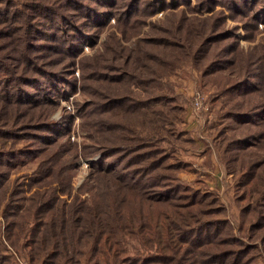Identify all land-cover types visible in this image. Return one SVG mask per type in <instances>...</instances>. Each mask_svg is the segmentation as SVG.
<instances>
[{
  "label": "rangeland",
  "instance_id": "1",
  "mask_svg": "<svg viewBox=\"0 0 264 264\" xmlns=\"http://www.w3.org/2000/svg\"><path fill=\"white\" fill-rule=\"evenodd\" d=\"M33 1L13 0L20 11L12 10L25 15L10 27L0 23L8 30L30 22L25 41L20 29L0 38V79L11 76L3 68L29 78L12 82L14 103L0 102V127L18 134H0V264L28 263L9 241H23L26 219H32L30 232L43 230L46 212H61L64 202L74 205L76 197L86 201L100 190L93 163L108 150L117 151L100 159L106 169L138 182L140 191L162 200L157 204L173 205L157 207L155 213L166 215L159 219L151 211L135 227L138 236L153 232L145 252L167 253L176 258L173 264H203L195 251L218 250L215 241L230 234L237 238L232 246H240L238 239L259 246L251 253H261L255 262L264 264V0H140L129 17V0L108 6L103 0H36L43 9L25 6ZM92 6L101 9L102 22L88 14ZM221 65L226 69L216 70ZM237 71L250 81L227 92L241 76ZM254 85L248 102L256 107L247 111L255 116L228 117ZM44 122L50 129H33ZM250 136L257 137L252 145H235ZM142 142L150 145L138 153ZM161 190L170 195L157 197ZM36 193H42L39 202ZM47 196L52 199L44 201ZM54 197L60 201L55 206ZM196 217L203 230L183 252L177 238L166 241L175 223L195 224ZM216 219L227 222L219 232L205 225ZM139 242L121 240L129 253L118 264H167L143 262Z\"/></svg>",
  "mask_w": 264,
  "mask_h": 264
},
{
  "label": "trees",
  "instance_id": "2",
  "mask_svg": "<svg viewBox=\"0 0 264 264\" xmlns=\"http://www.w3.org/2000/svg\"><path fill=\"white\" fill-rule=\"evenodd\" d=\"M3 1L7 5H3ZM106 5H115L116 0H103ZM140 0H129L126 4L127 8L125 13L129 12V16L134 13L135 6ZM138 2V3H137ZM264 4V2H263ZM139 5V4H138ZM26 7L32 9H43L39 1L34 0L25 4ZM12 7L17 8L20 11V7L14 6L13 0H0V23L3 20L8 27L17 21L18 17L25 15L24 12H16L12 10ZM264 7V6H263ZM106 11V10H104ZM107 14H112V10L108 9ZM88 14L92 19L102 22L103 18L100 17L102 14L99 6L88 7ZM99 17V18H98ZM132 21H136L133 19ZM36 23L32 25V28ZM30 27V22H27L25 26L19 24L18 28H9L8 30L0 29V38L2 36L10 35L15 32L16 29L23 30L26 34L25 37L21 36V42L25 41L28 35V28ZM76 29L82 31L80 26H76ZM215 38V36H212ZM232 50V48L230 49ZM212 64L208 66L210 70L209 73L213 72ZM216 70L226 69L225 66L215 67ZM6 73L10 74L9 78L0 79L1 90L0 100L1 103H14L16 98L12 95V90H14L15 85L12 82L25 81L24 79H29L26 77H18L11 68H3ZM239 74V72L237 71ZM241 75V74H239ZM256 75V74H254ZM242 75L235 79V84L227 92H234L242 88L249 83L250 77L242 79ZM240 80V81H238ZM27 82V81H26ZM232 82V83H234ZM8 85V86H4ZM251 87L252 90L243 91L242 97L235 102V107L238 111L228 112L227 116L235 120L240 121H250V118L254 117L255 114L247 111L256 107V104H251L248 102L251 98L252 93L258 89V87ZM49 99V96H46ZM32 101V100H28ZM246 102H248L246 104ZM146 105V104H141ZM178 108L171 107L170 110ZM257 115V113H256ZM264 122V117L262 118ZM50 129L48 123L44 122L42 124H35L33 129ZM18 135L13 132L11 128H1L0 134L4 136ZM20 135V134H19ZM29 135V134H28ZM32 136V135H31ZM18 137V136H17ZM35 137L43 140V136L35 135ZM257 140L256 136L244 137L237 139L235 141L236 146H248L252 145L253 141ZM149 142H142L137 145L136 150L138 153H145L149 147ZM104 148H107L105 146ZM117 150H111L108 152L100 151L101 157H99L93 165L96 169H93V179L97 180L96 190L91 192L88 199L80 200L79 197H75L79 200L78 203L64 202L61 212L58 209L52 212H46V218L40 223L43 226V230L31 231L28 226L32 219H26L24 224V229L26 232L23 236V241H13L9 240L13 245L16 252L21 251L25 255V261L27 264H118L120 262V257L123 254L129 253L128 248H125L121 240H124L128 244L139 242L140 247L137 253L141 255L142 261L148 263L150 261L163 260L167 264H173L176 258L169 254L154 253L153 251H146L147 243L153 241V232L148 231L142 233V236L137 234L135 227L145 223L146 220L150 219L149 212H153L154 216L161 219L166 215L167 212L155 213V209L161 205L166 207H172L170 202L157 204L162 201L155 196H147L144 194V190L138 189V182L129 180L124 174H112L113 169H106L100 163V159L104 160V157L115 153ZM128 151H133L128 149ZM161 152H157L159 154ZM160 159V156L158 157ZM167 157H165L166 159ZM162 160V159H161ZM122 161V160H121ZM140 171V170H139ZM135 178V177H133ZM71 193V188L67 190ZM161 195V196H159ZM170 195V190L158 191L157 197H166ZM42 197V193H36L34 202H39ZM163 198V197H162ZM52 199L51 196H47L44 201ZM168 199V198H164ZM33 201L31 203H34ZM57 202H60L58 197H54V206ZM71 208V210H69ZM178 214L181 215L180 210H176ZM212 210H208L211 212ZM36 213L30 211L28 218L34 217ZM36 221V220H34ZM203 220L201 218H195V224L186 222L185 225L179 226L174 224V234L173 238L168 236L165 237L166 241L169 243H174L175 238H177V244L181 247L182 252L186 249L185 244H190L192 237L199 232L202 228ZM227 225L225 221H211L210 224L205 225L213 227L214 232H219L221 225ZM121 227V230L115 231L116 227ZM206 227H204L205 229ZM30 232V235H28ZM96 235V236H95ZM95 236V237H94ZM94 237V238H93ZM261 244L264 246V234L259 238ZM218 250H210L208 248H201L195 252L201 256L203 259V264H256L257 259L262 257L261 253L252 254L251 251L257 249V245H249L246 242H242L238 239L240 246H232L231 244L237 243V238L234 235L228 234L227 238H222V241H215ZM214 241H208L206 245L213 244ZM202 245V244H201ZM207 246V247H208ZM131 247V246H130ZM188 249V246H187ZM193 252V251H191ZM145 253V254H144ZM12 256V255H11ZM13 259V257H11ZM133 257H138V255L133 254ZM130 258H128L129 260ZM264 261V260H261ZM123 262L122 264H125ZM134 264H138L134 263Z\"/></svg>",
  "mask_w": 264,
  "mask_h": 264
},
{
  "label": "built area",
  "instance_id": "3",
  "mask_svg": "<svg viewBox=\"0 0 264 264\" xmlns=\"http://www.w3.org/2000/svg\"><path fill=\"white\" fill-rule=\"evenodd\" d=\"M194 101H195L196 106L199 107L201 103V95L198 92H196L194 95Z\"/></svg>",
  "mask_w": 264,
  "mask_h": 264
}]
</instances>
